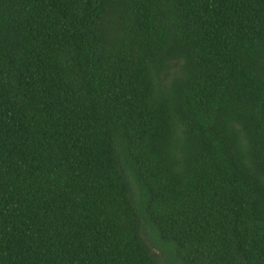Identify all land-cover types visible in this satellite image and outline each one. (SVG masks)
Segmentation results:
<instances>
[{
	"label": "trees",
	"instance_id": "16d2710c",
	"mask_svg": "<svg viewBox=\"0 0 264 264\" xmlns=\"http://www.w3.org/2000/svg\"><path fill=\"white\" fill-rule=\"evenodd\" d=\"M0 264H264V0H0Z\"/></svg>",
	"mask_w": 264,
	"mask_h": 264
},
{
	"label": "rangeland",
	"instance_id": "374dc122",
	"mask_svg": "<svg viewBox=\"0 0 264 264\" xmlns=\"http://www.w3.org/2000/svg\"><path fill=\"white\" fill-rule=\"evenodd\" d=\"M155 252H158V251H155ZM166 253L168 254L169 252H168V251H166Z\"/></svg>",
	"mask_w": 264,
	"mask_h": 264
}]
</instances>
